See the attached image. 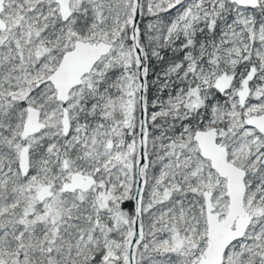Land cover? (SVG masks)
Instances as JSON below:
<instances>
[{
    "label": "snow or ice",
    "instance_id": "obj_1",
    "mask_svg": "<svg viewBox=\"0 0 264 264\" xmlns=\"http://www.w3.org/2000/svg\"><path fill=\"white\" fill-rule=\"evenodd\" d=\"M0 264H264V0H0Z\"/></svg>",
    "mask_w": 264,
    "mask_h": 264
}]
</instances>
